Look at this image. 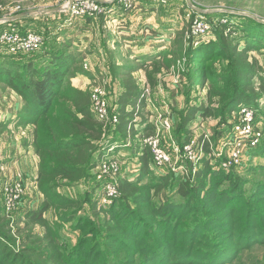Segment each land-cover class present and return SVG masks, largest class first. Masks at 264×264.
Wrapping results in <instances>:
<instances>
[{
  "label": "trees",
  "instance_id": "1",
  "mask_svg": "<svg viewBox=\"0 0 264 264\" xmlns=\"http://www.w3.org/2000/svg\"><path fill=\"white\" fill-rule=\"evenodd\" d=\"M193 1L203 6L220 2ZM262 1L246 5L225 0V7L239 12L248 6L251 14L263 17ZM220 15L237 19L229 33L221 20L209 40L191 37L187 26L176 32L170 52L144 56L124 67L108 64L115 73L113 82L119 81L123 90L113 109L109 107L118 125L106 130L108 143L103 124L91 111V89L71 84L80 73V59L68 43L41 35L42 62L31 59L39 50L25 57L28 54H8L0 48V87L21 102L15 129L31 128L22 146H31L37 158L35 187L42 198L35 209L15 210L11 216L0 202V264H111L110 257L113 264H236L241 255L264 247V139L251 152V158L263 161L244 176L228 173L208 158L189 180H175L177 175L170 172L154 174L151 153L141 142L156 128L141 114L148 104L132 75L136 70L144 72L152 91L157 74L184 58L187 105L171 108L170 134L180 148L191 138L194 122L222 124L240 107L256 108L258 100H264V68L251 56L264 51V25L247 16ZM104 16L96 18L103 21ZM84 18L88 23L94 17ZM198 86L204 91L199 100L192 97ZM137 117L140 134L135 130ZM128 141L133 142L129 149L137 158L138 173L118 178L119 198L104 208L92 200L95 185L104 184L96 180L101 150ZM247 175L259 177L248 182ZM63 184L95 187L71 198L59 192ZM84 210L88 217L77 216ZM66 224L79 231L71 247L59 237L60 226ZM257 262L263 264V259Z\"/></svg>",
  "mask_w": 264,
  "mask_h": 264
},
{
  "label": "crops",
  "instance_id": "2",
  "mask_svg": "<svg viewBox=\"0 0 264 264\" xmlns=\"http://www.w3.org/2000/svg\"><path fill=\"white\" fill-rule=\"evenodd\" d=\"M100 1H102L100 4L106 5L111 12L104 16L105 18L102 19L103 21L94 17L90 22L88 21V23H86L85 18H74L68 12L62 10L61 12L47 15L30 16L18 20L17 22L12 21L0 24V33L7 28L17 27V29H19L18 27H20V31L24 29L21 33L25 34L27 32H32V30H36L37 24L45 28L44 33L48 27H56L53 33L47 32V38L52 39L56 36L57 42L61 41V43H68L71 46V50L79 54V59L82 63L90 64V70L86 75L78 74L71 80L72 86L83 91L90 90L91 83L94 82L93 79L95 77H101L100 80H96L97 84L104 83L107 86L108 105L113 109V102L117 100L123 90L120 83H115L119 81H114V85H112L110 81L111 78H108V64H118L121 66V64H124L123 61L126 58L131 59L132 64H135L139 63L140 59L144 56H152L159 52H170L172 42L176 37V32L169 29L168 24L164 22L161 23V21H164L163 18H165V13H160L162 14L160 15L159 12L156 11L157 8H154L156 5L155 3H159L158 0H140L137 9L135 11L133 10V12L130 11L131 13L125 12L120 4L118 7L117 4H113L110 0ZM10 2L18 4L23 11H28L29 8L39 6V3L36 4L37 0H0L1 5L9 4ZM41 4H43L42 6L44 7L57 6L55 0H47L46 3L41 2ZM68 16L69 24H67L66 21ZM100 22L103 23L101 24ZM182 69V64H176L175 67L170 66L168 70L163 69L167 71V77L165 78L166 80L163 79L162 82L166 90L159 93L161 98L159 101L162 103L160 113L169 117L171 125L173 123L171 120V108L182 110L187 105L184 88L181 86L184 80L181 75ZM163 70H161V72ZM160 73H158L157 76ZM176 74L180 77L177 83L174 78ZM132 75L137 80V84L139 83L138 81H142L143 92L148 90V85L145 80L146 77L142 70H136ZM160 84L161 81L157 79V86ZM109 86L110 89L108 91ZM154 90L155 88L152 90L151 94H153ZM202 93L204 94V91ZM202 93L196 89V93H193L192 97L198 98L199 100L202 98L201 96H203ZM0 94V99H2V101L4 100L3 102L7 106L5 110L0 109V161H2V165L0 166V188L4 184L3 177L9 176L19 178L23 187H25L24 196L20 199L19 207L23 208L25 211L35 209L42 202V198L35 187L37 158L31 146H22V142L25 139H29L28 135L31 128L29 127L27 130L23 131L15 129L14 119L21 107V102L13 92L5 91V97H2L4 95L3 92ZM144 97H146V95H144ZM154 98H156V95H154ZM6 99L8 100L7 102ZM154 116H156V114ZM206 123L212 125V123L216 124L217 122L215 120H199L196 124L191 126V129L195 130ZM223 134L224 133H219V136ZM106 142H108V140H106ZM120 143L121 142H118L116 146ZM127 143L129 144V141ZM29 196L36 197L34 206H28L29 202H26ZM23 209L21 211H24Z\"/></svg>",
  "mask_w": 264,
  "mask_h": 264
},
{
  "label": "rangeland",
  "instance_id": "3",
  "mask_svg": "<svg viewBox=\"0 0 264 264\" xmlns=\"http://www.w3.org/2000/svg\"><path fill=\"white\" fill-rule=\"evenodd\" d=\"M1 1H5V0H1ZM9 1H11V0H9ZM46 1L37 0L36 4L39 3V6H35V7H32V8H29V10H31V9H33V10L45 9V8L53 9V8H56V7H64L63 10L68 12L69 11V7H70L69 3L72 0H55L57 2V6H55V7H49V6H45L44 7V6H42L43 4H41V2L42 3H46ZM111 1H112L113 4H117L118 7L120 6L119 3H118V0H110V2ZM138 1L140 2V0H138ZM191 1H192L193 5L195 7L203 9V10H212V9L227 10V8L225 7V0H219L220 2L216 3L217 5H213V6H211V4L203 6V5H200V4H198L197 2H195L193 0H191ZM230 1L232 3H242V4H246V5H251L252 3H254V4L257 3L258 5H260L259 2H263L262 0H230ZM158 2L159 3H155V1H154V3L156 4L154 8H157L156 11H158L159 14L160 13H162V14L165 13V18H163L164 21H161V23L164 22L165 24H168L169 25V29L173 30L174 32H177V31H179L181 29H184L185 27L187 28V26H188V28L192 27L193 26V22L192 21L200 20L201 22L203 21L204 23L207 22L206 23L207 26H208L207 27L208 30L206 29L207 30L206 31V35L207 36L204 39L209 40L210 38L214 39L213 29L215 28V25L217 24V22H219L220 20H221L222 23H225L227 25L226 28H225V31L227 33H229V31L231 30L229 25H232V24L238 22L237 19H233L232 18V19L229 20L227 17H225L223 15H220V14L219 15L218 14H216V15L206 14L205 16H200V15L196 14L195 12H193L191 9H189L186 0H158ZM154 3H152V4H154ZM16 5H18V4H16L15 2H10L9 4H5V6H6L5 8H7L6 11L13 9ZM32 5H34V4H32ZM117 5H115V6H117ZM102 7L106 8L105 10L108 12V14L111 13L109 11V8L106 5H103ZM137 7L135 9H133V10L135 11L137 9ZM262 7H263V10H264V3L262 5ZM5 8H3V9H5ZM242 9L244 11H239V12H244V13H248V14L250 13V10H251L248 6H245ZM133 10H131V11L133 12ZM166 13H168V14H166ZM18 14H20V13L15 14V16L18 15ZM162 14H160V15H162ZM251 15L257 16L258 18L264 20V16L261 17V16L255 14V13L251 14ZM3 16H5V11L1 10L0 18H7V17H3ZM69 16L66 19L67 24L70 23L69 20H68ZM209 17H211V19H209ZM195 24H198V21H196ZM203 25H205V24H203ZM44 29H45L44 27H42V26L40 27L37 24V26H36V30L37 31L32 30V32H36V33L44 36V34L47 33V32L53 33L56 30V27H52V28L48 27L45 33H44ZM186 33H188V32H186ZM49 35H54V34H49ZM62 35H63V33H62ZM175 36H176V34H175ZM187 36H188V34H186V37ZM242 45H244V43H242ZM42 46H45V45L43 44ZM0 48H2V47H0ZM42 49H43V47L31 59H37L42 54L41 53ZM0 51H2V50L0 49ZM29 56L30 55L28 54V56H25V57H29ZM251 56H255L256 60L258 61V63H260L263 66V68H264V51H262V50L260 52L253 51ZM38 60L40 62L43 61V59H41V58H38ZM123 62H124V64H121V66H123V67L128 65V64H132V61L129 58H126ZM182 62H185L184 58L182 59ZM182 62H180L178 64H182ZM78 63H79V69H80V73L79 74L80 75H85L90 70V64H84L81 61H79ZM85 67L87 69H85ZM182 67H183V69L181 71V75L183 76L184 80H183V85H181V86L183 88H185V86H187V85H185L186 84V77H184V75H183L184 66L182 65ZM108 73H109L108 78L109 77L111 78V79L110 78L109 79H110L112 85H114L113 84V80L115 79V73L110 72V70H108ZM166 77H167V71L163 70L157 76V79L161 81V84L155 88L153 94H151L152 91H151L150 87L148 86L147 89L149 90L150 93L148 92V90H147V92L144 91L143 92V96H142V97H144V95H146V97H144V98L146 99V102H147L148 105H147V108H144V110L141 111V114H142L143 117H145L149 121H152L155 125L156 124L158 125L157 116H158V114H161L160 113V107H161L162 103L159 101V99H161L159 93L164 92L166 90V88L162 85L163 79H165ZM97 79L100 80L101 77H95L93 79L94 82L91 83L90 89L97 84V81H96ZM115 81H117V80H115ZM138 82H139L138 84H140L138 86H140L141 89H142V81H138ZM115 83H119V82H115ZM101 84H103V83H101ZM105 87L107 88L106 85H105ZM109 89H110V86L108 87V91H109ZM197 90H199L200 93L203 92V90L201 92L200 87ZM2 92H3V94L5 93V91L2 90V86H1L0 93H2ZM5 95L6 94H4L2 97H5ZM154 95H156V98H154ZM202 95H203V93H202ZM7 99H6V102L8 101ZM3 101H2V99H0V109H4L5 110L7 108V106H6V104ZM172 101H174V100H172ZM155 107H157L158 109L155 108ZM248 108L252 109L254 111V113H252V115L250 117V120L248 122L246 121L247 112L235 113L225 123L219 124L217 122L216 124L212 123V125H209L208 123H206V124H204L202 126H199V128H196L195 130L192 129V131H191L192 134L190 135V137L196 136L197 138H201V136H203L204 133L205 134L207 133V134H209L208 138L210 139V141L212 143L211 148H213V150H216V149L219 150L218 142H219L220 136H221V135L219 136V133H226V132L230 131L232 129V127H233V130H234L236 127L241 128L242 126L249 125L251 130H253L254 132L260 134L259 135V142H260L262 139H264V100L263 99L258 100V105L256 106V108H253L251 106L248 107ZM236 112H238V110ZM155 114H156V116H154ZM161 115L164 116L163 114H161ZM135 122H136L135 123L136 124L135 130H136V132H138L140 134V132H139L140 129L138 127L139 126V122H140V117H137L135 119ZM193 124H196V122H194ZM193 124L191 126H193ZM170 131H171V127H170V130L168 132L163 131V132L160 133L161 142L162 143H168L169 142L168 144H170V141L172 140L175 143V146H177L180 149V146H178V144L173 139V138H175L174 135H173V138L171 137ZM107 132L108 131H106L107 137L105 139L106 140L108 139L110 141L111 137H110V135L108 136ZM167 136H168V138H167ZM106 140H104V141H106ZM123 144L124 143H120L117 146L116 145H112L113 150L111 152V155L113 156V152H115L114 156L116 158L115 157L114 158L119 163L118 164V166H119L118 170L119 171L117 173H115L114 176H113V178L115 179V182H117V180H119L120 177L128 178L129 176H131V178H132V177L135 176L136 173H138V170H139L137 158H136V156L132 155L133 150L129 149L130 145L133 144V142H130L129 144L127 143L126 146H123ZM109 147H111V146L109 145ZM256 147H258V146H256ZM256 147L251 148V149H249L247 151L239 149V154L238 155H236V153H234V152H232L231 155H230V152H227V151L223 152V155L220 158V160H224L229 155H230V158H232L233 155H236V159L240 163L238 164V166H235V167L231 168L230 170H228V173L232 172L233 174H235L237 176H244L245 172H246L245 170H247L249 167L251 168V166L253 168V167L257 166L261 161H263L261 157L259 158V160L255 159V158H251V152ZM116 148H117V151H115ZM209 153H210V151L208 150V152H206V155L204 156V159H208L209 158L208 159L209 161L214 162V163H218V165L216 164V166L218 168H220L219 160L218 159H214L215 157L211 156ZM106 154H107L106 151H102L101 150L100 160H104ZM16 156H17V154H16ZM172 156H173V162H174L176 156L174 155V153L172 154ZM227 159L228 158H226V160ZM182 164L185 165L188 169H190L188 164H187V162H182ZM199 166H200V163L198 164L197 168H199ZM151 169L153 170L154 174H159V175H162V174H164L166 172H170L172 174L174 173L169 168V166L156 167L154 164L153 165L151 164ZM246 173H248V171ZM175 174L177 175V176L174 177L175 180H178V179L182 180L183 178H186L187 180H189L190 176H191V173H189V172L187 173V176H185V177H182L178 173H175ZM256 177H259V175H257ZM256 177H252L251 175H247V177H245V178H246V181L249 182V181H253V180L255 181ZM11 178L13 179V177H9V176L8 177L7 176L3 177L4 183L8 182ZM98 183H100V182H98ZM95 186H98V187H97V189L95 191V195L94 196L92 195V197H93L92 200L94 202L98 201L97 202L98 204H100L104 208H107L108 204H101L100 203L101 202L100 198L102 196V185H100V186L99 185H95ZM94 187L92 186V184H90V185H88V184H79V185H66V184H63V186L59 188V192L61 194L65 195V196H70L71 198H74L76 196L83 197L85 193H90V191ZM24 189H25V187H23V194H24ZM2 190H3V187L0 188V202L1 203H3ZM23 194H22V197L24 196ZM117 198H119V197H117ZM35 200H36L35 196H29V197H27L26 202H29L28 206L29 205L34 206ZM19 204H20V202H19ZM19 204H18L17 208L15 209L16 211H19V210L21 211L23 209V208L19 207ZM28 206H25V207H28ZM85 210H87V206H85ZM85 210L82 211L81 213H78L77 216H79V215L87 216V213L85 212ZM13 213H15V211ZM75 229L72 227V225H69V224H66L64 226H60L59 237L62 238L63 240H65L66 241V245H68L69 247H71V245L74 246V244L76 243V240H77V238L79 236V231H77V230L75 231ZM95 238L96 237L94 236L93 239H95ZM263 253H264V247L255 248L251 252H247V253L241 255V257L239 259L240 262L238 261V263H236V264H258L257 261L258 260L261 261L262 259H263V264H264V255H263ZM107 260L111 264L115 263V260H114L113 257H110ZM259 264H261V262H259Z\"/></svg>",
  "mask_w": 264,
  "mask_h": 264
},
{
  "label": "built area",
  "instance_id": "4",
  "mask_svg": "<svg viewBox=\"0 0 264 264\" xmlns=\"http://www.w3.org/2000/svg\"><path fill=\"white\" fill-rule=\"evenodd\" d=\"M118 3L125 12H130L139 5L138 0H118ZM102 6V4L94 0H75L71 2L68 12L74 18L107 15L108 12L105 10L106 8ZM5 7V5H0V12L1 10L5 11V17L15 16V14L20 12L21 9L19 5H16L13 9L6 11L7 8ZM196 21H198V24H195ZM192 22L193 26L190 27L191 37L204 39L207 36V22L205 21L206 23H204L200 20H194ZM43 41L44 40L41 35L34 32L21 34L16 27L7 28L5 31L0 33V47L4 48L8 54L13 55L34 53L42 48ZM85 69L87 68L85 67ZM174 78L176 83L180 79L178 74H176ZM145 92H147V90H145ZM90 103L91 111L103 124V130L106 138V130H108L109 127L118 125V117L109 110L106 87L104 83H98L91 88ZM244 112H247L246 121L248 122L254 111L243 106L240 107L236 113ZM157 120L158 125H155V134L141 137V142L144 146L148 147L152 156V162L156 167L169 166L172 172L178 173L182 177L187 176L188 172L194 174L198 170V164L206 155L205 148L207 145L208 150L210 151L209 154L215 157L214 159L219 160V166L221 169L227 171L235 166H238L240 163L236 159V155L239 154V149L247 151L258 146L260 143V134L251 130L249 125H246L241 128L236 127L234 130L232 127L230 131L221 135L218 142L219 150H213V148H211L212 143L208 138L209 134H204L201 138H190V140H188L182 148L179 149L175 146V143L172 140L170 141V144L161 142L160 133L163 131L168 132L170 130L171 122L169 118L158 114ZM112 150V146L106 150L107 154L105 155L104 160H99L96 170V180H104L100 203L108 205L119 197L118 187L115 179L113 178L114 174L119 171V163L115 160L114 156L111 155ZM226 151L230 152V155L232 152L236 153V155H233L232 158H230L229 155L226 157L228 158L227 160L226 158L224 160H220L223 152ZM173 153L176 156L174 162L172 156ZM182 162H187L190 169L183 165ZM2 187L3 208L5 213L8 214V216H11L13 215V212L17 208L22 197L23 184L19 178H11L8 182H5Z\"/></svg>",
  "mask_w": 264,
  "mask_h": 264
},
{
  "label": "water",
  "instance_id": "5",
  "mask_svg": "<svg viewBox=\"0 0 264 264\" xmlns=\"http://www.w3.org/2000/svg\"><path fill=\"white\" fill-rule=\"evenodd\" d=\"M75 0H72L71 2H73ZM96 2L100 3L102 1L100 0H95ZM71 2L69 3V6L71 5ZM187 5L189 7V9H191L193 12H195L196 14L200 15V16H205L206 14H230V15H237V16H247L252 18L253 20L261 23L264 25V20L258 18L257 16H253L251 14L248 13H244V12H238V11H230V10H219V9H212V10H203L200 8H197L193 5L191 0H186ZM64 9V7H56L53 9H36V10H28V11H24L16 16H11V17H7V18H2L0 19V24L6 23V22H12V21H18V20H22L25 18H28L30 16H37V15H47V14H51V13H56V12H61Z\"/></svg>",
  "mask_w": 264,
  "mask_h": 264
}]
</instances>
